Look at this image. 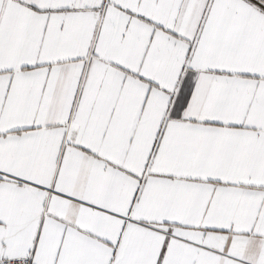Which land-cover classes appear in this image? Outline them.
I'll use <instances>...</instances> for the list:
<instances>
[{"label": "snow or ice", "instance_id": "1", "mask_svg": "<svg viewBox=\"0 0 264 264\" xmlns=\"http://www.w3.org/2000/svg\"><path fill=\"white\" fill-rule=\"evenodd\" d=\"M0 264H264V0H0Z\"/></svg>", "mask_w": 264, "mask_h": 264}]
</instances>
